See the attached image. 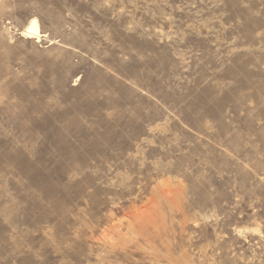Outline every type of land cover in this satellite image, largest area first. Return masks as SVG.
Segmentation results:
<instances>
[{"label":"rangeland","instance_id":"rangeland-1","mask_svg":"<svg viewBox=\"0 0 264 264\" xmlns=\"http://www.w3.org/2000/svg\"><path fill=\"white\" fill-rule=\"evenodd\" d=\"M0 264H264V0H0Z\"/></svg>","mask_w":264,"mask_h":264},{"label":"bare ground","instance_id":"bare-ground-1","mask_svg":"<svg viewBox=\"0 0 264 264\" xmlns=\"http://www.w3.org/2000/svg\"><path fill=\"white\" fill-rule=\"evenodd\" d=\"M25 28V27H24ZM22 35L26 37V39H39L40 33L38 29V24L35 19L31 20L30 23L26 26Z\"/></svg>","mask_w":264,"mask_h":264}]
</instances>
